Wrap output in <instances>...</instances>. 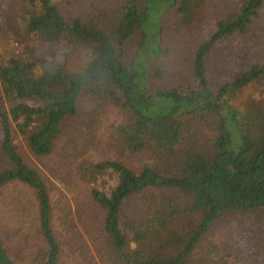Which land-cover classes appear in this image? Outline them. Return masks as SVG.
Here are the masks:
<instances>
[{
	"label": "trees",
	"instance_id": "16d2710c",
	"mask_svg": "<svg viewBox=\"0 0 264 264\" xmlns=\"http://www.w3.org/2000/svg\"><path fill=\"white\" fill-rule=\"evenodd\" d=\"M19 1L31 7L22 20L28 34L47 42L64 37V52H83L86 61L73 69L63 63L38 66L16 56L0 60V187L16 182L31 190L41 237L36 250L27 252L0 232V264H68L53 228L45 180L13 142L20 136L35 157L51 153L64 120L77 115L85 90L100 99L97 108L106 101L123 109L116 143L124 155L147 150L165 164L161 169L144 163L135 170L104 158L79 165V178L89 183L88 201L97 209L83 219L99 225L93 244L101 263L232 264L231 254H220L223 244L206 236L229 212L253 215L264 228V103L244 102L239 110L223 97L233 100L264 79V61L238 66L229 58L232 68L217 92L209 88L206 64L216 44L230 36L243 44L255 24L264 29V0H236L232 14L215 21L193 53L197 87L190 91L179 85L150 87L147 62L159 54L152 58L144 52L148 6L155 2L164 12L174 7L188 24L197 19L203 0H112L108 11L98 8L86 20L63 15L54 0ZM156 25L154 41H160L159 18ZM134 35L136 52L127 58L126 43ZM97 108L89 125L98 121ZM207 122L214 132L201 142L197 132ZM77 237L69 239L71 250L83 255ZM260 237L250 240L254 255L246 264H264Z\"/></svg>",
	"mask_w": 264,
	"mask_h": 264
},
{
	"label": "rangeland",
	"instance_id": "374dc122",
	"mask_svg": "<svg viewBox=\"0 0 264 264\" xmlns=\"http://www.w3.org/2000/svg\"><path fill=\"white\" fill-rule=\"evenodd\" d=\"M54 1L63 15L84 20L98 8L108 11L113 5L112 0ZM148 7L150 27L146 32L144 52L152 58L159 54L147 62L150 87L179 85L183 90L195 89L197 83L191 74L193 53L199 42L210 36L215 21L232 14L236 8V0H203L197 19L188 24L180 20L178 14L174 12V7L168 8L165 12L164 8L155 2L150 3ZM30 8L27 3L19 0H0V60L16 56L35 61L38 66L63 63L69 68H82L86 61L85 54L65 53L64 37L47 42L25 31L22 20ZM158 18L161 25L160 41H154L155 34H158L156 25ZM258 28L259 25L255 24L254 31L243 40V44L240 42L236 44L238 39L232 41L230 36L211 50L206 64V77L211 90L217 92L221 84L228 79L232 68V60L229 58H234L233 64L238 66L264 61V29ZM137 39L138 35H134L126 43L127 58L135 54ZM237 55L238 58L235 57ZM223 98L239 110L244 108V102L264 103V79L244 88L233 100L229 95ZM99 100L91 96L87 90L81 94L77 115L64 120L51 153L45 156H33L27 149L25 141L18 135L13 142L25 160L45 180L51 198L53 228L59 241L63 243L65 251L63 260L68 264H102L93 244L94 238L100 235L99 225L93 219H83L95 215L97 209L88 201L89 183L79 178V165L85 161L95 162L109 158L122 160L135 170L144 163L161 169L165 166L158 163L147 150L130 157L124 155L122 148L116 143V127L125 120L123 109L106 101L97 108ZM94 108L98 110V121L89 125ZM189 122L190 120L187 121ZM212 126L214 125L207 122L202 131L197 132L201 142L207 141L213 134ZM187 138L189 141L192 140L190 136ZM254 218L248 214L226 213L212 224L206 237L223 244L220 254H231L232 264H246L254 255V251L249 249L253 235L258 234L261 236L259 239L264 241V228L256 225ZM37 221L31 190L16 182L0 187V232L7 241L26 246L27 252L35 251L36 244L41 242ZM4 231H7L8 235ZM77 235H80L82 240L76 247L82 249L83 255L78 249H73V252L71 250L69 239H78ZM254 246L257 247L258 242Z\"/></svg>",
	"mask_w": 264,
	"mask_h": 264
}]
</instances>
